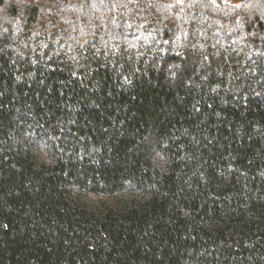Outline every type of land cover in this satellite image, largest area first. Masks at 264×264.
<instances>
[{
    "label": "trees",
    "instance_id": "obj_1",
    "mask_svg": "<svg viewBox=\"0 0 264 264\" xmlns=\"http://www.w3.org/2000/svg\"><path fill=\"white\" fill-rule=\"evenodd\" d=\"M0 264H264V0H0Z\"/></svg>",
    "mask_w": 264,
    "mask_h": 264
}]
</instances>
